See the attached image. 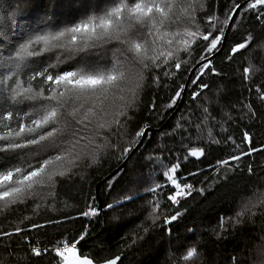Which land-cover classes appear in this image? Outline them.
<instances>
[{"label":"snow or ice","instance_id":"snow-or-ice-1","mask_svg":"<svg viewBox=\"0 0 264 264\" xmlns=\"http://www.w3.org/2000/svg\"><path fill=\"white\" fill-rule=\"evenodd\" d=\"M28 2L18 0V5ZM76 3L79 8L74 7ZM206 4L207 0H187L179 7L181 15L176 16V0H49L48 5L33 6L36 19L31 23L17 19L19 7L16 12L0 17V204L7 207L33 201L34 211L38 212L41 207L55 210L54 185L57 178L70 171L66 165L75 168L88 161L91 166L101 154L119 150V144H113L108 134L115 127L118 131L123 129L121 138L127 135L126 126L132 119L128 113L141 102L149 77L152 87L160 88L163 83L168 89L169 84L163 81H175L178 73L192 71L195 74L191 84L197 90L191 92V97L197 100L209 88L202 77L209 73L220 75L214 66V57L224 47L227 30H235L244 15L252 12L264 23V0H230L223 20L213 9L203 17L202 24L198 13L207 11ZM252 39L249 33L242 42L230 45L225 59L232 60ZM196 54L198 59L189 67ZM132 70H135L136 83L133 88H127ZM254 71L251 64L244 67L243 80L249 81ZM188 87L187 83H179L162 105H157L154 96L147 105V115L157 118L173 109ZM255 91L264 101V89L256 86ZM112 98L119 99L121 104L110 112L108 104ZM200 107L202 118L198 123H193L190 113L182 115L170 131L160 134L163 139L181 133L182 158L170 149L169 155H164L163 144L160 152L145 157L153 164L152 175L163 178L162 181L150 179L144 189L152 197L147 201L146 218L153 225L161 221L168 235H171L170 225L186 211L180 209L181 201L193 192L203 195L205 191L188 182V177H194L196 172L182 174L183 162L205 156L203 147L185 143L193 139L192 127L196 140L206 130L208 142L220 144L207 122L212 119L226 133L225 124L232 120L229 113H224L216 121L206 106ZM244 107L255 115L251 105ZM150 128L147 122L138 126L120 152L121 159L140 146L141 139L149 136ZM229 142L239 154L217 160L215 166L209 165L215 167L214 175L221 167L230 170L229 161H236L235 166L239 167L243 156L258 151L255 147L241 149V144H251L247 131L242 133L241 143L227 135L224 143ZM248 170L251 173V166ZM107 183L110 188L112 180ZM131 199L133 196L125 195L105 207L113 209ZM95 201L96 197H90L77 216H98L100 210ZM68 207L65 203L64 208ZM249 211V205L245 204L234 218L221 217L219 229L225 230L226 220L240 223V218ZM30 219L24 217V220ZM72 219L75 217L64 215L62 219L31 223L27 229L20 226L24 223L21 220L12 231H0V236L11 237ZM187 231L195 232L193 228ZM87 232L86 226L79 234L65 232L43 247L37 239L35 244H29V250L35 257L51 255L52 264H117L119 256L106 258L82 252L81 241ZM215 234L219 236L218 232ZM23 239L27 242L29 237L25 235ZM181 247L184 251L177 257V264H194L200 255L197 243ZM232 264H237L235 257Z\"/></svg>","mask_w":264,"mask_h":264},{"label":"trees","instance_id":"trees-1","mask_svg":"<svg viewBox=\"0 0 264 264\" xmlns=\"http://www.w3.org/2000/svg\"><path fill=\"white\" fill-rule=\"evenodd\" d=\"M48 5L49 0H40ZM187 3V0H176L177 8L175 15L180 16L179 7ZM230 0H207V11L198 13L203 24V17L216 10L221 20L225 16V8ZM18 6V0H0V17H6L14 13ZM26 10V4L20 5ZM79 8L78 3L74 4ZM50 10V9H49ZM17 19L24 23H31L36 19L33 10L19 12ZM175 26H173L174 29ZM249 33L253 39L239 54L234 55L232 60H226V52L230 45L242 42ZM198 59V54L190 61L189 67ZM252 65L255 69L251 73L249 81L243 80V68ZM214 66L220 73L219 76L211 73L202 77L209 88L204 89L197 100L193 101L191 92L196 91V86L191 82L187 88L183 103L178 113L171 117L177 110L181 99L173 109L163 113L157 118L147 115V105L153 97L157 105L167 103L174 89L179 83H186L191 71L178 73L175 81H163L169 84L165 89L163 83L160 88L151 86L150 77L141 94V102L133 111H129L132 117L127 123V135L121 138V130L112 128L109 137L113 144H119L118 151L108 150L101 154L96 163L88 166V161L71 167L70 171L62 178H57L54 185L56 194V209L49 210L41 207L38 212L34 211V202L27 201L24 204L3 206L0 204V231H12L24 217L20 225L28 228L31 223H44L49 219H62L64 215L75 217L72 220H64L60 225H49L44 229L25 231L22 234H13L11 237L0 236V261L3 264H52L51 255L35 257L29 250V244H35L36 240L42 241L41 247L50 245L65 232L68 235L79 234L85 226L87 235L81 241V250L93 256L114 258L119 256L117 264H177V257L184 251L183 246H190L193 242L198 245L199 257L194 264H232V257L236 258L237 264H255L258 255L264 250V101L258 98L256 86L264 89V23L256 19V13H248L243 17L235 30L230 31L226 45L222 53L214 59ZM175 71V69H173ZM194 77V75H193ZM192 77V78H193ZM136 83L135 70L129 73L126 87L133 88ZM128 95V93H125ZM121 101L112 98L108 104V110L114 111ZM201 105L206 106L215 120L222 118L224 113H229L232 120L225 124L227 132H221L219 124L212 119L207 122L213 136L221 141L220 144L208 142L207 131L203 132L202 138L196 140L194 126L191 129L193 139L185 141L189 146L203 147L205 156L199 160L190 158L183 162L182 174L189 171L197 174L188 177V182L196 188H204V194L193 192L191 196L181 201L179 205L184 214L178 221L173 222L171 235L163 229L161 221L156 225L147 219V201L151 194L145 192L150 179L162 181L161 176H153L152 162L145 157L152 152H160V145L165 146L164 155L167 151L177 152L181 158L183 151L179 141V135L164 137L160 134L168 132L174 126L177 118L191 114L193 123H198L202 118ZM244 105H251L255 115L248 112ZM172 118V119H171ZM151 125L148 137H145L141 147L129 159L128 163L107 181L106 178L118 169L126 158H120V152L127 146V141L138 126L144 123ZM244 131L250 133L251 144H241V149L247 151L249 147H255L258 151L249 156H243L236 167V161H229L230 170L220 168L219 173L214 175L217 160L227 159L234 152V145L224 143L227 135H232L237 143H241V135ZM179 150V151H178ZM251 166V173H249ZM199 170V171H198ZM115 177V179H112ZM112 180V186L108 187V181ZM99 186V187H98ZM167 191V190H166ZM125 195L133 196L131 200H125L118 207L107 209V204L121 199ZM258 195L261 200L253 201L252 196ZM96 197V205L100 214L96 217H80L77 213L84 210L86 201L90 197ZM52 201L49 199V203ZM69 205L64 208V204ZM248 204L251 211L246 212L240 223L234 220H226L225 230L218 227L221 217H235L236 212ZM252 205H256L252 207ZM169 207H172L169 205ZM188 228L195 230L194 234L187 231ZM147 229V231H145ZM215 230V232H214ZM218 232L219 236L215 233ZM28 236L26 242L23 236Z\"/></svg>","mask_w":264,"mask_h":264},{"label":"water","instance_id":"water-1","mask_svg":"<svg viewBox=\"0 0 264 264\" xmlns=\"http://www.w3.org/2000/svg\"><path fill=\"white\" fill-rule=\"evenodd\" d=\"M230 31H231V29L227 30V37H226V39L224 40V47H225V45H226V41H227V38H228V35H229ZM224 47H223L220 51H218V52L215 53V57H214V59L217 58V57L222 53ZM194 74H195L194 72H192V71L190 72V74H189V76H188V79H187V82H186L188 85L190 84L191 79H192V77H193ZM186 91H187V89L185 90V92H184L183 95H182V98H181V101H180V104H179L177 110L174 112V114H172L171 117L175 116V115L178 113V110L180 109L181 104H182L183 101H184V98H185V95H186ZM171 119H172V118H171ZM150 131H151V129H150ZM144 139H145V137L141 139V144H140V146H137L136 148H134L133 151L131 152V154H130V155L124 160V162L122 163V165H121L118 169H116L115 172H113L111 175H109V176L106 178L105 181H107V180L110 179L113 175H115L116 173H118V172H119V171H120V170H121V169H122V168L128 163L129 159L134 155V153L139 149V147L142 146V144H143V142H144ZM98 187H99V186H98Z\"/></svg>","mask_w":264,"mask_h":264},{"label":"rangeland","instance_id":"rangeland-1","mask_svg":"<svg viewBox=\"0 0 264 264\" xmlns=\"http://www.w3.org/2000/svg\"><path fill=\"white\" fill-rule=\"evenodd\" d=\"M38 3H41L40 0H29V2L26 3V10H24L23 8L20 7V5H18L14 11L16 12L18 7L20 8V12L30 11V10H33V6L35 4H38ZM33 20H35V19H33ZM252 197H254L253 201H255V200L260 201L261 200V197H258V195H255ZM262 198H264L263 195H262ZM255 264H264V250L260 255H258L257 262Z\"/></svg>","mask_w":264,"mask_h":264}]
</instances>
